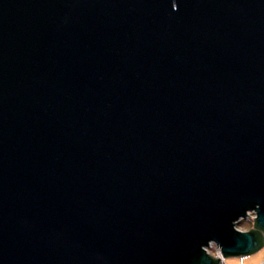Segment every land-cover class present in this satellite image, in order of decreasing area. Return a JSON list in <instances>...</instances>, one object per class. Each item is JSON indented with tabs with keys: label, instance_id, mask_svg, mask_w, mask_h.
Returning a JSON list of instances; mask_svg holds the SVG:
<instances>
[{
	"label": "water",
	"instance_id": "95a60500",
	"mask_svg": "<svg viewBox=\"0 0 264 264\" xmlns=\"http://www.w3.org/2000/svg\"><path fill=\"white\" fill-rule=\"evenodd\" d=\"M263 247L264 0H0V264Z\"/></svg>",
	"mask_w": 264,
	"mask_h": 264
},
{
	"label": "rangeland",
	"instance_id": "374dc122",
	"mask_svg": "<svg viewBox=\"0 0 264 264\" xmlns=\"http://www.w3.org/2000/svg\"><path fill=\"white\" fill-rule=\"evenodd\" d=\"M255 217H256L255 214L251 212L248 218L241 220L237 224V228L244 232L250 231L254 227ZM218 249L219 248L216 244L211 243L210 247L207 248V251L210 255L214 257H218L217 255ZM224 264H264V247L258 252L246 257L226 258L224 259Z\"/></svg>",
	"mask_w": 264,
	"mask_h": 264
},
{
	"label": "bare ground",
	"instance_id": "6f19581e",
	"mask_svg": "<svg viewBox=\"0 0 264 264\" xmlns=\"http://www.w3.org/2000/svg\"><path fill=\"white\" fill-rule=\"evenodd\" d=\"M217 255H218V257L222 258V257H221V251H220V249H218V251H217Z\"/></svg>",
	"mask_w": 264,
	"mask_h": 264
}]
</instances>
